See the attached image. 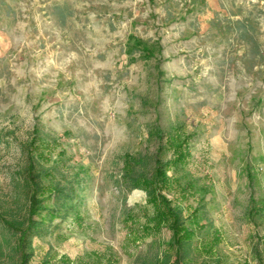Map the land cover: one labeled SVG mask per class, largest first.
<instances>
[{
	"label": "rangeland",
	"instance_id": "obj_1",
	"mask_svg": "<svg viewBox=\"0 0 264 264\" xmlns=\"http://www.w3.org/2000/svg\"><path fill=\"white\" fill-rule=\"evenodd\" d=\"M161 131L189 137L161 190L195 209L194 242L216 230L220 264H264V0H0V264L163 250L166 226L125 241L153 217L137 181L172 160Z\"/></svg>",
	"mask_w": 264,
	"mask_h": 264
},
{
	"label": "trees",
	"instance_id": "obj_2",
	"mask_svg": "<svg viewBox=\"0 0 264 264\" xmlns=\"http://www.w3.org/2000/svg\"><path fill=\"white\" fill-rule=\"evenodd\" d=\"M160 138H165L166 145L172 150V160L162 162L157 159L154 163V170L152 176L149 178H142L137 183L141 185L146 191L148 202L153 205V217L150 218L144 224L137 226L131 224L128 227L125 241L128 245H137L142 243L148 236L154 238V236L160 231L163 226H166L170 230V238L165 243L163 250L159 249L152 257L144 259L141 264H194L192 261V255L195 251L200 254L206 255L209 259H213L208 264H220L219 260H216L215 247L220 242V234L214 230V233L207 236L200 243H195L193 238L195 235V228H203L205 225L199 224L196 220L195 209L190 210L187 215L183 214L182 209L173 205L172 199H168L163 193V188L169 184V176L167 175V169L173 167L176 164H182L186 159L185 147L188 144V136H176L173 138L171 135H166L163 131L159 134ZM32 171L27 173L26 179L29 183L33 184L34 179L39 177V174H31ZM172 186L178 187V182L173 178L171 180ZM179 188L175 190L179 197L187 193H192L190 187ZM189 189V190H187ZM189 191V192H188ZM32 209L37 208L33 197L29 199ZM189 221L191 225L186 224ZM37 222L34 220L26 226L25 229L20 230L21 238L27 236L33 229L38 230L36 226ZM157 244L156 240H152V245ZM161 244H159V247ZM30 258L29 253L22 254V260L20 264H28Z\"/></svg>",
	"mask_w": 264,
	"mask_h": 264
}]
</instances>
